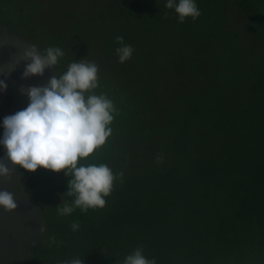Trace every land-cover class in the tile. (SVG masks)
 Returning <instances> with one entry per match:
<instances>
[{"label": "trees", "instance_id": "trees-1", "mask_svg": "<svg viewBox=\"0 0 264 264\" xmlns=\"http://www.w3.org/2000/svg\"><path fill=\"white\" fill-rule=\"evenodd\" d=\"M35 1L28 0L31 4L28 8L23 2L16 11H12V15L0 20V26L9 27L12 22L15 36L23 37L28 44L32 40L34 44L31 45L37 50L60 47L64 56L53 68L54 76L61 74L60 68L66 61L87 59L97 64L100 56L96 50L100 46L95 43V31L89 30L96 22L86 17L82 25L89 29L82 32L84 39L81 38V43L75 41L77 34L72 28L66 38L59 34L52 37L54 41H50L48 27L33 18L32 10L42 8L34 7ZM141 1L146 2L151 21L148 24L152 36L147 43L158 44L167 34L169 38H174V45L180 46L173 58L161 59L157 63V66H163L157 71V78L165 80L166 85H154L148 76L149 71L141 69V62L136 67L131 66L125 81L118 82L108 76L98 79V87L93 91L113 101L117 112L113 114L114 120L110 125L112 135L80 163H103L111 166L114 174L123 173L122 178L114 181L103 208H90L86 213L76 208L70 215L62 216L57 206L64 202L71 204L74 199L66 195L63 197L68 191L70 178L64 172L57 174L43 168L34 173L17 168L21 173V185L32 180L33 185L43 184L49 188L52 197L62 199L59 198V203L49 204V212L45 210L48 201H35L48 222V235L51 236L52 232L54 235L50 241L38 242L33 261L23 264H63L76 257L83 259V264H123L126 255L140 246H143L145 257L155 259L156 264H264V108L259 112L254 108L256 100L264 93V72L257 75L244 72L243 61L240 55L236 56V51L239 53L244 47L238 46L237 40L230 45L229 42L234 41L237 34L224 30L222 26L217 33L224 50V59H221L224 62H218L221 66H216L217 58L216 61L207 58L212 55L215 19L226 20L225 15L219 14L227 7L226 0H196L201 15L196 20L189 17L183 23L174 9L166 8L167 0H138L135 3L138 7L114 9L117 21H121L118 13H122L125 14L122 20L133 23L141 11L140 7H143ZM247 1L233 0L234 5L246 11ZM252 1L256 10L261 1ZM55 2L57 5L50 10L47 7L41 11L61 19L67 11L60 0ZM23 7L27 16L17 18ZM69 8L72 10L69 21L73 19L80 24L77 22L81 21L82 14L76 10L78 6L70 5ZM101 24L98 22L99 27ZM24 29L31 32H21ZM76 30L80 32L79 27ZM181 31L187 32L184 42H181L184 39L180 42L176 39L183 38L178 33ZM129 34L128 39L138 38L137 31L131 36ZM208 38L211 39L210 44ZM105 46L110 48L111 44ZM186 51H190L187 56L184 55ZM144 62L151 68L155 64L154 59L146 60L142 56ZM170 64L175 65L170 67ZM179 65L186 67L180 69L183 75L194 74L187 84L177 78L176 72L180 71L176 67ZM215 77L221 85L211 84ZM259 86L257 94H249L252 88L256 90ZM215 101L221 104L215 105ZM154 105H160L159 110ZM217 106L227 113L228 120H211L205 129L196 130L189 112L195 109L209 116ZM252 117L256 119L249 125ZM231 119L235 123L227 124ZM208 122L205 120L204 124ZM227 127L235 129V137H230L232 139L227 138ZM210 136H214L221 145L209 147L206 141ZM244 150L251 157L239 164L241 159L235 156V152ZM177 151V160L174 157L169 163V155ZM253 155L259 160L253 159ZM133 162L137 163V168L132 167ZM169 166H177V187L166 179ZM242 166L249 170V176H246L248 184L244 183L242 188L235 190L233 185L217 182L224 171L229 173ZM220 168H224L222 172ZM242 171L245 172L239 170ZM24 174L27 177L23 178ZM223 189H227L236 208L218 214L215 212L218 209L217 197ZM26 190L29 195L34 194L33 188ZM203 199L205 202H202ZM197 217L200 221L195 224ZM73 222L79 224L76 231L71 228ZM110 232H114V237L108 239ZM53 237L57 242L55 244L51 243ZM60 242L67 247L61 249Z\"/></svg>", "mask_w": 264, "mask_h": 264}, {"label": "clouds", "instance_id": "clouds-1", "mask_svg": "<svg viewBox=\"0 0 264 264\" xmlns=\"http://www.w3.org/2000/svg\"><path fill=\"white\" fill-rule=\"evenodd\" d=\"M166 8L174 9L181 23L187 18L196 20L200 10L196 0H167ZM167 16V13L165 14ZM123 45L116 49L119 62L131 59L134 49L123 44V37H116ZM64 56L60 47H47L38 52L31 46L23 52L21 59L26 64L24 77L42 76L49 67L54 68ZM98 65L87 59L74 61L67 70L50 79L46 86L26 89L29 104L23 110L8 115L3 120V137L0 145L6 150L5 160H0V177L11 178L12 169L36 172L38 169L54 173L64 172L70 179L68 191L63 197H73L71 204L64 202L57 206L62 216L70 215L76 208L87 212L90 208H103L113 189L114 181L123 173L114 174L106 164H82V159L91 156L97 148L106 143L112 135L110 125L117 112L113 101L106 95H97ZM0 89L7 90V84L0 80ZM18 207L14 195L0 191V208L12 212ZM73 231L79 224L73 222ZM51 243H57L55 238ZM63 264H83L76 257ZM123 264H156L143 254V246L127 254Z\"/></svg>", "mask_w": 264, "mask_h": 264}, {"label": "rangeland", "instance_id": "rangeland-1", "mask_svg": "<svg viewBox=\"0 0 264 264\" xmlns=\"http://www.w3.org/2000/svg\"><path fill=\"white\" fill-rule=\"evenodd\" d=\"M15 0H0V20L2 18H6L9 15H12V11H16V9L18 7L21 6V4L23 2H26L25 7H30L31 4H29L28 0H16V2H14ZM61 1V6H65V9L67 11V14L65 17L61 18V19H56V17L51 16L50 13H45L43 14V11H41L42 9L44 10L45 8H47V10H50L53 6L57 5V2H55V0H37L35 1L36 5L34 4V7H39L42 8L37 10V11H33V18H36L35 22H39V24L41 23V21L44 23L45 28L48 27V32L49 34L47 35L48 40L50 41H54L52 40V37L54 35H61L62 38H66V36L69 34L68 30L69 29H73L74 30V34L76 33V39L75 41L78 43H81V41L84 39L83 38V31H87V28L85 25H82V23L84 22V20L87 17L88 19H92L94 22H96V24H91V26H93V29H89V30H94L95 31V43L99 44V49L96 50L97 53L99 54L100 57H98V62L97 65L99 67V72H98V79H101L103 76H108L110 78H116L119 81H125V79L127 78V76H129V71L131 70V66L136 67L138 62H141V69L145 70V71H149L148 76L153 80V84L154 85H159L160 87H164L166 85L165 80H160L159 78H157V71H159L161 68H163V66H157V63L159 60L161 59H168V58H173V54L174 56L177 54V52L180 50V46L179 44H175L174 45V38H169L168 35L166 34V36H163V41H159L158 44L154 43V42H150L147 43L148 39L151 38L152 36V30L149 27V22H151L148 19V10H147V4L146 2H142L141 4L143 7L141 8V11L144 13L142 14L141 11L138 12V15L136 16L135 20L133 23L128 24L126 23L124 20H122L123 17H125V14L122 13H118L121 21H117V16H116V12H114V9H128L133 8V7H138L135 3L138 2V0H60ZM222 1V0H221ZM261 3L258 4L257 9L255 10V4L252 5L253 1L252 0H248L246 2V6L248 7L247 11L244 9H241L239 6L234 5L233 0H226V5L227 7H224L223 12H220L219 14L222 16L225 15L226 16V20L223 23L222 21H220V18H216L215 19V24L216 26L212 28V43H213V47H212V55L210 54L207 58H209V61H214L217 58V62H215L214 64L217 66H221V64H219L218 62H224L221 61V59H224L223 54H224V50L222 48V43L220 41V39H218V33L217 30H220V27L222 26V28L224 30H228L229 32H234L237 35L235 36V40H231L230 45H232V42H235L237 40L238 42V46H243V50L236 51V56L240 55L242 61H243V69L245 73H253L254 75H257L258 73L263 74L264 72V0H260ZM14 2V3H13ZM31 2H33V0H31ZM220 2V1H219ZM12 3V4H11ZM222 3V2H220ZM225 4V3H222ZM70 5H75L78 6V8H76L77 11H80L82 14V18L81 21L77 22L80 24H76L75 21L73 22V19H71L69 21L70 15L72 13V10H70L69 6ZM46 6V7H45ZM166 6V5H165ZM23 7L21 9V15H17V18L25 15L27 16V12L24 10ZM31 7V8H34ZM129 8V9H130ZM70 10V11H69ZM227 14V15H226ZM249 14H252V16H250ZM208 18L211 17V15H207ZM254 17V18H253ZM98 22H101V26H98ZM74 24H76L74 26ZM12 22L10 24V28L3 25L0 26V40L3 39V44L4 47L5 45H7V40L10 37H14V29L15 26H13V30H12ZM77 27L80 28V32H78ZM6 29L8 31H6ZM137 31L138 33V38H131L128 39V34L129 36L135 34V32ZM21 32H26V33H30V30L24 29ZM20 32V33H21ZM32 32H34L32 30ZM79 33V34H78ZM182 35L183 38H176L178 39V41L180 42H184L187 38H186V34L187 32L181 31L178 32ZM19 34V33H17ZM23 35V34H22ZM6 36H9L6 38ZM26 36V35H24ZM32 36V35H31ZM117 36H121L123 37V44L124 45H131L132 48L134 49L132 57L130 60L124 62V63H120L119 62V57L116 54V49L118 47H121L123 45L117 43L116 41V37ZM19 37V36H18ZM83 38V39H81ZM30 40V39H29ZM210 40L208 38V44H210ZM240 42V43H239ZM31 44H34L32 40H30ZM111 44L110 48H107L105 45H109ZM20 45L16 46V50L14 51L15 55H20L23 51V49L20 51ZM80 46V45H79ZM6 48V47H5ZM78 48V47H77ZM38 52H40L41 50H37ZM210 51V46L209 48L206 50V52L208 53ZM24 52V51H23ZM143 52L144 55L141 53ZM187 53H190V51H186V53H184L185 56H187ZM4 54V53H2ZM23 55V54H22ZM142 56H145L146 60H155V64L152 65V69L151 66L147 65L145 62L142 63ZM240 57L238 56V59H240ZM13 60H15V57H12ZM216 61V60H215ZM72 63L71 61H66V63L64 64V66H62L60 68L59 73H63L64 69L65 71L67 70V67L69 64ZM150 64V63H149ZM176 64V63H175ZM175 64H170L169 66H174ZM223 64V63H222ZM3 65V62L0 61V66ZM224 65V64H223ZM222 65V66H223ZM186 67L179 65L178 67H176V69H178L180 72H176L177 78L181 81L184 82L185 84H187L190 80V77L194 74H192V72H190L189 75H183L181 73L180 69H185ZM219 68V67H218ZM48 76L45 80V85L46 86L50 79L53 77H51V69L50 67L46 69ZM209 71V70H208ZM214 75L215 73L212 72ZM115 75V76H114ZM139 76V74H137ZM136 75V76H137ZM196 80L198 79L197 76H193ZM5 78V76L1 75L0 76V80H3ZM215 81L212 82L211 84L214 85H221L220 80H216V77L214 79ZM263 80H264V76H263ZM227 82V81H226ZM261 88V86L257 87L256 90L254 88H252L251 92H249V94H251L252 92L257 94L259 89ZM238 90L235 91V93ZM240 91V90H239ZM257 91V92H256ZM256 96V95H255ZM260 97V96H259ZM221 103L219 101H215V105H220ZM264 93H261V98H259L258 100H256L255 106L254 108L256 109L257 112L261 111L264 108ZM155 107V105H154ZM156 109L159 110V107L156 106ZM239 109V107H238ZM18 109L15 108V110L9 111V112H5V111H0V124H2L4 118L8 115H12L15 114V112H17ZM190 117L192 118L194 124H195V129L196 130H200L203 127V129H205V126H207V124L210 123L211 120H215L217 121H227L228 117L226 116L227 113L223 110L222 107H216L215 110H213V112L209 113V116L206 115L204 112L199 111V110H191L189 112ZM256 119V117H252L251 121L249 123V125H251L252 120ZM207 120L209 121L208 123L204 124V121ZM234 122L233 119L229 120L227 122V124L232 125ZM235 123V122H234ZM237 129V128H236ZM226 130V134H227V138L229 139L230 137H235V129H233L232 127L229 128H225ZM222 135V134H220ZM232 135V136H231ZM232 137V138H233ZM230 138V139H232ZM226 137L223 136V140H225ZM222 140V141H223ZM206 144L209 147H214V146H219L221 145L219 143V141L215 140L214 136H210L209 139H207ZM143 146V144H141ZM140 145V147H141ZM214 150V149H213ZM238 149H236L237 151ZM235 156L239 157V159H241L240 163H243L246 160H249L251 157L250 153H246V150L241 151L240 152H235ZM137 157V162H139V158ZM170 161L169 163L173 162L174 157L177 160L178 157V151L175 152L174 154H170ZM203 157V155H202ZM253 159H255L256 161L259 160V158H256L254 155L252 156ZM136 162V161H135ZM114 163H117V161H115ZM113 163V164H114ZM168 163V164H169ZM132 167L137 168L136 165L137 163H131ZM10 167V166H9ZM111 168V166H110ZM170 171L167 175V180L170 181L175 187H177V166H174L171 168V166H169ZM175 168V172L173 171ZM224 168H220L221 172ZM127 170V169H126ZM239 170H244L245 172H239ZM12 171V170H11ZM113 171V169H112ZM249 170H246L242 167H240V169L238 167H235V170L231 171V172H227L224 171L223 172V180L222 178H219L220 180H218V183L224 182V184H228V185H233L235 190H237L238 188H242L244 183L248 184L247 182V177L249 176L248 173ZM137 175H139V172H136ZM240 173H242L243 175H240ZM245 173V174H244ZM13 174V173H11ZM116 174V173H115ZM21 175V173H20ZM137 175H135V178L137 177ZM247 176V177H246ZM23 178L27 177L25 174L24 176H22ZM246 177V178H245ZM21 178V177H20ZM22 178V179H23ZM258 179V178H257ZM27 180V179H25ZM260 182V180H258ZM171 185V186H173ZM30 190V188H33V195H29V192L26 190V188ZM262 186L264 187V181ZM217 187V185H216ZM225 187V185H224ZM162 189H164L163 187H161ZM179 189H184V188H179ZM19 190L26 194L28 197H30L32 199V201L34 202V205L36 206L37 209H39V207L35 204L36 202H42L44 200L48 201L47 203H45L46 208L45 210L47 212L48 211V206L49 204H53L55 203H59L60 202V197H52V195H50V190L48 187H46L43 184H36L33 185V181L29 180L26 181V184H19ZM204 197V196H203ZM58 198V199H57ZM60 198V199H59ZM192 199V197H191ZM206 199V198H204ZM203 199V200H204ZM62 200V199H61ZM207 201V200H206ZM217 201H218V209H215V212L220 214L223 211H234L232 210V208H236V204H234L232 202L231 196L228 193L227 189H223V191H221V194L217 197ZM202 202H205L202 201ZM195 203V202H194ZM193 204V202H192ZM187 206V204H186ZM193 209V207H192ZM194 210V209H193ZM188 216V214H186ZM191 218V217H190ZM240 219V218H238ZM200 221L199 217L194 219L195 224L198 223ZM54 235V233L52 232V235L50 237H52ZM114 237V232H110L108 234V239ZM44 241V240H43ZM50 241V240H49ZM63 241V240H60ZM112 243V240H110ZM125 240H123L124 242ZM123 244V243H122ZM60 247L61 249L66 248V244H64L63 242H60ZM35 249H31V246L28 248V250L24 253L21 252V254L16 256V264L19 263L20 260L26 262H32L34 259V255H35ZM34 251V252H33ZM90 251V250H89ZM15 260H12V264Z\"/></svg>", "mask_w": 264, "mask_h": 264}, {"label": "water", "instance_id": "water-1", "mask_svg": "<svg viewBox=\"0 0 264 264\" xmlns=\"http://www.w3.org/2000/svg\"><path fill=\"white\" fill-rule=\"evenodd\" d=\"M9 36H6V38ZM20 45V51L23 49V51L27 48H31V44H28L27 41L23 37H10L7 40V45L3 44V39L0 40V61L3 62V65L0 66V70L2 71V75L5 76L3 81L7 84V90L0 89V111H12L15 110V108L19 110H23L26 108L29 104V97L27 95V92L25 89H22V87L17 86L16 82L13 79L12 71L14 68H25L26 64L29 62L26 59H21L23 56V51L20 55H15L14 51L16 50V46ZM4 53V54H2ZM15 57V60L12 59V57ZM16 63L21 64V66L15 65ZM51 69V77H54V70L52 67ZM14 70V72L18 71ZM9 71V72H8ZM24 71V69H23ZM22 71V72H23ZM1 76V75H0ZM48 73L45 70L44 74L42 76H37V78H47ZM16 81H18V77L16 76ZM21 94V95H20ZM11 95L13 98V102L10 106L6 103V96ZM3 122L0 124V137L2 135L3 137ZM2 139V138H1ZM6 156V150L4 149L3 145H0V160H4L3 158ZM5 162V160H4ZM6 163V162H5ZM10 165L8 164V167ZM12 171L11 178H5L0 177V191L7 190L11 192L14 195V198L16 200V203L18 205L17 209L9 212V218L2 219L6 223L12 224L14 222V229L18 230V234H24L26 236L27 242L24 245V248H19L18 252H26L28 248L31 246H34L35 243H37L42 236V233L45 231L44 222L43 219L39 213V210L33 205L31 198L28 197L26 194L22 193L19 190V173L16 169H12V167H9ZM6 212L3 208H0V213ZM28 222L29 225L26 226L25 223ZM14 258L13 260H15ZM12 260L10 259L9 264ZM24 261L20 260L17 264H23ZM13 264H16V260L13 262Z\"/></svg>", "mask_w": 264, "mask_h": 264}, {"label": "flooded vegetation", "instance_id": "flooded-vegetation-1", "mask_svg": "<svg viewBox=\"0 0 264 264\" xmlns=\"http://www.w3.org/2000/svg\"><path fill=\"white\" fill-rule=\"evenodd\" d=\"M15 65L21 66V64H18V63H16ZM17 69H19V70L13 73V71L17 70ZM23 69L25 71V68H14L13 70H11L12 75L14 74L13 79L16 82L17 86H20V87H22V89L26 90V89L33 87V86L42 87L45 85V80H46L45 77L44 78H37V76H39V75L24 77L23 76V73H24ZM0 75H2L1 70H0ZM16 76L18 77V81H16ZM6 97H7L6 103L8 106H10L13 102V98L11 97V95L6 96ZM1 138H2V135H1L0 139ZM3 159L5 160V157ZM5 162L7 163L6 160H5ZM9 165L11 166V164H9ZM20 177H21V175L19 173V181H18L19 184H20ZM39 211H40V209H39ZM40 213H41V211H40ZM9 214H10L9 212L0 213V264H9L10 259L13 260L14 258H16V256L18 255L17 253H19L18 252L19 248H21V249L24 248L25 247L24 245L27 242L26 237H22L21 235L18 234V230L12 228V227H14V222L12 224H10V223H6V222H4V220H2V219L9 218ZM41 217H42L43 222H44L45 231L42 233V236L40 237L38 242L43 241V240L49 241V239H50V236L48 235L50 233V230L48 228L49 225H48V222L45 221L42 213H41ZM26 223H28V222H26ZM38 242L34 244V246L32 247V250L36 248V245L38 244Z\"/></svg>", "mask_w": 264, "mask_h": 264}, {"label": "crops", "instance_id": "crops-1", "mask_svg": "<svg viewBox=\"0 0 264 264\" xmlns=\"http://www.w3.org/2000/svg\"><path fill=\"white\" fill-rule=\"evenodd\" d=\"M16 170H17V169H16ZM17 171H18V170H17ZM31 201H32V199H31ZM32 203H33V201H32ZM33 205H34V203H33ZM34 206H35V205H34ZM35 207H36V206H35ZM38 210H39V209H38ZM40 211H41V210H40ZM40 211H39V213H40ZM40 215H41V213H40ZM27 224H28V223H25L26 226L29 225V224H28V225H27ZM21 236H22V237H26L24 234H21Z\"/></svg>", "mask_w": 264, "mask_h": 264}]
</instances>
